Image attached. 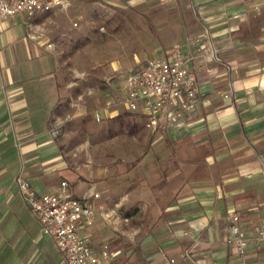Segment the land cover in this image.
I'll return each mask as SVG.
<instances>
[{"label": "crops", "instance_id": "0c3cea01", "mask_svg": "<svg viewBox=\"0 0 264 264\" xmlns=\"http://www.w3.org/2000/svg\"><path fill=\"white\" fill-rule=\"evenodd\" d=\"M97 6L134 12L143 48L163 55L179 45L194 56L195 110L164 134L140 127L135 140L149 151L121 173L105 156L66 150L64 125L63 138L50 134L65 116L89 122L106 97L92 110L71 108L78 95L58 73L59 47L76 40L80 10ZM63 16L74 17L66 27ZM187 37L207 46L187 51ZM18 177L36 194L65 181L97 210L125 209L136 224L120 233L129 264H264V240L253 232L264 227V0H72L65 11L0 21V264H63ZM233 214L249 240L242 255L228 243ZM91 235L96 247L94 227Z\"/></svg>", "mask_w": 264, "mask_h": 264}, {"label": "built area", "instance_id": "2783aa9c", "mask_svg": "<svg viewBox=\"0 0 264 264\" xmlns=\"http://www.w3.org/2000/svg\"><path fill=\"white\" fill-rule=\"evenodd\" d=\"M72 0H0V21L17 16L32 17L56 11H65ZM77 24L74 23L73 27ZM187 51L205 48V38H186ZM194 56L184 52L179 45L165 54L149 58L138 68L130 70L123 78L116 95L104 97L91 111L95 123L106 118L126 113L136 118L149 133L164 134L172 126L182 123L194 110L197 103V77L191 68ZM82 76V75H81ZM87 95H93L87 90ZM79 94L70 100L71 108L85 110L86 102ZM72 116L59 118L51 129L56 139L62 126ZM18 191L40 226L43 235L49 237L64 257L63 264H110L111 254L105 244L92 245L91 230L97 218L109 222L119 221L114 211L97 210L87 199L74 197L65 181L60 182L52 193L36 194L29 183L18 177ZM264 222V214L261 216ZM126 222V218L122 219ZM228 243L234 252L242 255L248 238L241 232L236 214L229 217ZM257 240H264V227L253 229ZM184 258V255L182 256Z\"/></svg>", "mask_w": 264, "mask_h": 264}, {"label": "rangeland", "instance_id": "374dc122", "mask_svg": "<svg viewBox=\"0 0 264 264\" xmlns=\"http://www.w3.org/2000/svg\"><path fill=\"white\" fill-rule=\"evenodd\" d=\"M91 11L87 7L80 10L82 18L76 20V31L72 32L76 40L59 47L61 61L58 71L63 83L70 84L74 97L83 95L89 110L94 108L95 98L116 95L124 76L130 70L140 67L147 59L162 54L154 48L142 47L144 42H141L137 34V26L140 24L134 12L109 6H97L93 13ZM67 17H61L64 27L69 23V18H74ZM143 20L150 29V21L147 18ZM87 90H92L93 95H87ZM123 121L130 123L128 116ZM65 124L63 132H68L66 139L64 138L66 150L78 148L73 153L79 152L81 157L88 150L96 158L105 156L107 159L102 163L118 173L135 167L134 158L137 152L149 151L145 149L142 141L136 142L135 139L140 133L131 136L120 132L119 123L115 119H104L101 123H95L92 119L87 123L73 120ZM112 130L116 133L113 137L109 134ZM63 132L59 138H63ZM109 210L114 211L120 222L97 219L94 225L95 235L100 243L107 246L112 264H129L128 258L125 259L120 252L121 248L126 247L125 239L120 233L133 228L136 225L135 220L129 219L123 208L112 206ZM124 218L129 220L123 222Z\"/></svg>", "mask_w": 264, "mask_h": 264}, {"label": "trees", "instance_id": "16d2710c", "mask_svg": "<svg viewBox=\"0 0 264 264\" xmlns=\"http://www.w3.org/2000/svg\"><path fill=\"white\" fill-rule=\"evenodd\" d=\"M125 116L130 119V123L124 122L123 120L125 119ZM109 119H115L118 121V128L120 132H125L128 135H134L136 134L140 127H142L139 123L136 122V118L126 114V113H122V114H118L115 115ZM110 136L113 137L114 135H116L115 131H110Z\"/></svg>", "mask_w": 264, "mask_h": 264}]
</instances>
